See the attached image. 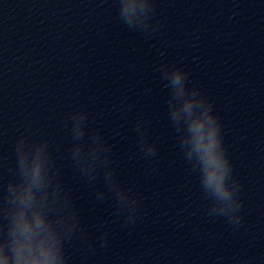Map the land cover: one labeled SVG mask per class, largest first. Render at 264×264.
<instances>
[{
	"label": "clouds",
	"instance_id": "9594fccd",
	"mask_svg": "<svg viewBox=\"0 0 264 264\" xmlns=\"http://www.w3.org/2000/svg\"><path fill=\"white\" fill-rule=\"evenodd\" d=\"M161 70L169 81L167 86L171 89L167 101L169 118L180 134V148L185 153V159L193 170L199 172L205 198H211L209 213L227 217L230 222L239 224L242 202L237 194L241 186L233 177V165L224 144L219 116L213 111L211 102L198 88L187 87L188 74L181 67L162 65ZM76 116H80V119L76 120L74 126L71 124V131L73 139L79 142L81 148H74L76 143L73 145L71 149L73 160L90 181L95 179L97 169L103 167L107 186L115 192L120 208L127 212V219L134 220L138 211L137 199L116 181L114 169L110 166L111 161L107 155L108 149L99 133L91 137L90 145L84 143L87 114L83 111L76 112L69 117L70 121ZM143 129L144 125L137 121L136 131L141 150L146 155H154L155 145L146 138ZM188 133L191 134L190 141ZM81 149L93 158L98 152H102L105 160L103 166L83 164L78 159ZM19 163L25 185L16 186L19 177L10 179L3 204L0 205V216L6 221L0 224V231H3L6 237L11 236L9 246L11 264H70V257L64 247L65 242L78 231L81 238H85L83 229L79 226L77 212L74 214L75 222L71 226L66 227L60 223L57 226L58 230L50 222H46L45 217L39 212H33L29 220L26 210L32 207L33 189L41 184V165L34 161L29 170L23 157ZM206 190L210 191L211 196ZM103 195V192L99 193L100 198H103ZM10 205H18L19 210L10 211ZM0 264H9V258L0 254Z\"/></svg>",
	"mask_w": 264,
	"mask_h": 264
}]
</instances>
